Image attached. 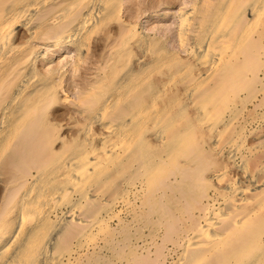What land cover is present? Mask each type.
<instances>
[{"label": "bare ground", "instance_id": "1", "mask_svg": "<svg viewBox=\"0 0 264 264\" xmlns=\"http://www.w3.org/2000/svg\"><path fill=\"white\" fill-rule=\"evenodd\" d=\"M213 3L176 11L177 72L124 0H0V264H264V0Z\"/></svg>", "mask_w": 264, "mask_h": 264}, {"label": "rangeland", "instance_id": "2", "mask_svg": "<svg viewBox=\"0 0 264 264\" xmlns=\"http://www.w3.org/2000/svg\"><path fill=\"white\" fill-rule=\"evenodd\" d=\"M194 1L195 0H124V2L126 3V9L123 13L124 21H136L138 22V24H141L140 26L146 31H148L150 35H152V37H154L155 43L157 44L159 43L163 45V47L165 48L163 54L167 52L170 53L169 55H172L169 56V58L166 56V59L168 58V65L169 64L170 65L168 66V68H165L163 71H166L167 69L170 70L171 68L172 69L170 71H177V69L180 70L182 64L189 61L186 50L189 44L191 43L192 39L190 36L187 37V41L185 42V44H182L179 41V37L177 34L178 33L177 25H179L178 20H180V18L179 15L175 13L178 10V8L181 7L184 9V10L182 9V11L188 10L191 7V4L193 5ZM209 1L212 2L214 1L213 4H217L218 2V0H209ZM165 4H166V8L165 9L161 8V6L163 7ZM164 11H166L167 13L166 18H162L159 14H157ZM176 15L178 18L176 17ZM119 23L120 20L119 21L112 20L110 23L106 24V27L102 32L99 31L97 35L95 34L96 38L91 45V49L89 53L90 59L88 58L87 62L83 64L81 69L82 72L83 71L85 72L88 69L92 71L93 68L96 67L95 65L98 66L99 58L101 57V55L105 54V56H107L105 59H107L108 56L112 55V50L110 49V44H109L110 41H108L109 37L106 31L110 30L111 28L114 29V27H117ZM258 28H260L262 39L260 40V42H258L257 49L261 47V52H263L264 51V18L263 21L260 22V24H258ZM157 38H160L161 41L158 40ZM51 49L48 48L45 49V51L48 53V59H50L51 62L47 64L46 61H43L40 65L41 70L42 71L46 70L47 66L59 68L64 64L65 67L70 70L69 76L67 77V80H65L66 88H68L70 84H72V88H74L75 83L73 82V78H72L74 51L71 52L70 49H66V48L65 49L63 48V50L61 49L60 51L59 50L52 51ZM134 51L135 52L130 55V58L127 62L133 61V58L140 54L139 50H134ZM68 52L71 54H68ZM156 79L157 80H155V82L159 84L158 78ZM157 84L155 83L154 85ZM262 85H264V81ZM259 86L260 84L256 82L255 86L250 89V95H256L251 99V103H249L248 101L249 99H246L243 102V103H247L246 105H248L249 108H252L254 105L255 106L259 105L261 100L264 103V88L263 90L259 91L260 88ZM69 93L71 97H73L75 90L70 89ZM56 109L59 112H65L69 109L74 110V105L70 102L61 101L56 105ZM74 114L76 115L77 112L75 111ZM63 122H67V121L64 119ZM178 221L176 222V228L178 227V223H179ZM180 224H182L181 220L179 225ZM166 254H167L166 257L169 256L168 253ZM144 259L147 260V258Z\"/></svg>", "mask_w": 264, "mask_h": 264}]
</instances>
